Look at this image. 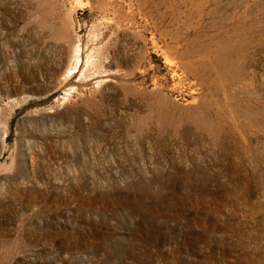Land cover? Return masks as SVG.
<instances>
[{
	"label": "rangeland",
	"instance_id": "rangeland-1",
	"mask_svg": "<svg viewBox=\"0 0 264 264\" xmlns=\"http://www.w3.org/2000/svg\"><path fill=\"white\" fill-rule=\"evenodd\" d=\"M0 264H264V0H0Z\"/></svg>",
	"mask_w": 264,
	"mask_h": 264
},
{
	"label": "bare ground",
	"instance_id": "bare-ground-1",
	"mask_svg": "<svg viewBox=\"0 0 264 264\" xmlns=\"http://www.w3.org/2000/svg\"><path fill=\"white\" fill-rule=\"evenodd\" d=\"M74 50H75V49H74ZM76 56H78V55H76ZM88 57H89V56H88ZM90 58H91V57H90ZM76 60H77V59H76ZM88 60H89V59H88ZM88 60H87V61H88ZM86 63H87V62H86ZM89 63H90V62H89ZM89 63H88V64H89Z\"/></svg>",
	"mask_w": 264,
	"mask_h": 264
}]
</instances>
